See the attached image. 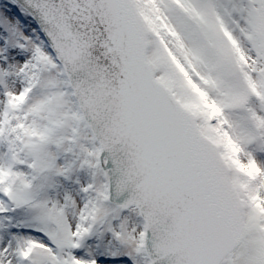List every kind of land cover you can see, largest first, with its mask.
I'll use <instances>...</instances> for the list:
<instances>
[{
  "label": "snow or ice",
  "instance_id": "1",
  "mask_svg": "<svg viewBox=\"0 0 264 264\" xmlns=\"http://www.w3.org/2000/svg\"><path fill=\"white\" fill-rule=\"evenodd\" d=\"M0 264H264V0H0Z\"/></svg>",
  "mask_w": 264,
  "mask_h": 264
}]
</instances>
